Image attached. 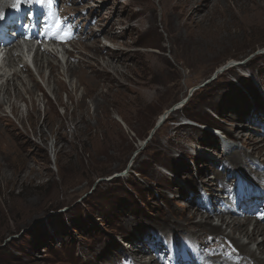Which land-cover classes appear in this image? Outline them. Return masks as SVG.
Masks as SVG:
<instances>
[{
	"label": "rangeland",
	"instance_id": "rangeland-1",
	"mask_svg": "<svg viewBox=\"0 0 264 264\" xmlns=\"http://www.w3.org/2000/svg\"><path fill=\"white\" fill-rule=\"evenodd\" d=\"M55 7L64 25L82 29L77 39H97V50L84 48L79 56L71 41L43 43L58 66L55 83H47L46 64L38 75L35 52L26 57L34 95L26 94L32 82L15 67L27 84L17 81L23 95L16 112L0 97V117L9 122L0 121V264H140L141 257L172 264L165 239H174L178 256L186 240L197 239L169 227L190 218L201 199L199 206L210 208L204 190L223 202L216 210L231 202L221 184L231 192L262 190V175L253 181L241 174L250 185L239 180L231 156L237 152L264 171V0H56ZM49 26L46 19L34 33L57 32ZM4 59L0 86L14 68ZM229 62L240 64L212 80ZM70 64L87 83L66 74ZM58 82L64 89L55 95ZM209 122L237 140L227 159H210L215 152L207 147L216 137L204 129ZM253 143L263 147L259 156ZM256 238L252 252L261 242Z\"/></svg>",
	"mask_w": 264,
	"mask_h": 264
},
{
	"label": "bare ground",
	"instance_id": "bare-ground-1",
	"mask_svg": "<svg viewBox=\"0 0 264 264\" xmlns=\"http://www.w3.org/2000/svg\"><path fill=\"white\" fill-rule=\"evenodd\" d=\"M55 1L56 0H44L42 4H37L35 0H30L31 2L30 4L21 3V4H25L24 11H28L29 13H31L30 17L28 18L29 14L27 16V12L23 11L24 12L23 18H26V19L28 18L27 20L24 19L23 22L26 20L25 25L31 26L27 29L25 28V25L23 24V22L20 20L21 10L15 11L13 9H10L9 13L8 14L6 13L4 15L3 20H0L1 26L9 27L10 30L20 29V31L17 34V38L14 39L18 41V43H15L16 41H14L13 43V41L11 40L13 38L4 39L6 34H8V33H5L6 29L3 28V30L0 31V35H1L0 46H3V49L0 50V65L2 63L1 60L6 58L4 59L6 60L5 61L6 67L14 66L13 69H9V71L11 72V77L5 79V81L1 83L0 97L3 103H5V100H6V103L9 104L11 111L14 113L17 110V105L15 101L21 100L22 95H23L21 90L18 87L22 85L21 88H25V86L27 85L23 80H21L20 73L16 70L15 67H19L21 69V73L26 74L27 78L32 82V85H33L32 88H25L26 94H28L29 96L34 95V92H35L34 89H38L37 84L33 81V78H32L33 76H31L27 72L26 57L28 58L31 54L34 55V53L36 52V55H34L33 60L37 68L38 75L42 76L43 74L42 70L44 68V65L46 64L48 68H50L49 75L46 78L47 83L50 84L51 82L53 83L55 81L54 80L55 72L58 69V66L54 65L51 62L52 55L49 53L51 51H49L50 49L48 47L46 48L43 47V43H46L47 41L48 42L46 44L47 46H55L57 44L56 42L60 44L59 40H62L61 35L67 33L68 36L67 37L65 36V39L68 42L71 41L69 44L71 47H75L73 49H78L76 51L79 56L83 55V50H85L86 48H94V49L97 48L96 47L97 39L93 41H89L87 40L88 37H85V38L83 37V38H78V39L76 38L77 35H80V36L85 35L82 29L78 30V29L69 28L64 24L59 30L57 29L56 21L58 18L56 14ZM13 2H16V0H0V15L5 12V6ZM39 13H42V15L45 16V19L43 22H41V19L40 20L38 19ZM46 19H47V23L51 25L49 27H52L54 29L56 28L57 32H55L54 34H50L49 32H45L44 29H42L40 31L36 30L37 32L34 33L35 26L37 25L38 27H43V24ZM35 21L36 22L38 21L36 25H35ZM40 22L41 24H39ZM91 37L92 36H89V38ZM39 39L40 40L48 39L49 41L43 40V41H39L40 42L39 44H35V41ZM26 41H31V43L29 42L28 44ZM81 41L83 42L82 44H85L84 46L82 45L83 47L80 46L81 44L78 45V42H81ZM27 44L30 45V47ZM37 45H41L42 47L37 46ZM44 49L48 51H44ZM24 51H26L28 54H25ZM69 58H71V55H69ZM77 60L79 61L80 58H78ZM232 63L234 62H229L227 63V65L232 64ZM86 66L89 68L90 64L86 63ZM230 67L231 66H228L226 69H224V66H222L218 70H216L214 75L218 76L219 74H222L224 71H226ZM77 72H78V68L71 66V64L66 67V74L72 75V74H76ZM77 74H79L81 78L83 77L82 84H84V82L86 81L84 80L83 74L81 72ZM2 77H4V75H2ZM87 77H86V80H87ZM17 81L20 83L19 86H18ZM90 81L91 80L89 79V82ZM57 84H58L57 89L54 90L55 95H59L58 91L64 89V86L61 83L58 82ZM11 89L14 91L13 94L11 93ZM73 90L74 91L77 90V85L74 87ZM12 95L14 97V100H12ZM42 95H45V93L42 92ZM3 103H1L2 105L0 104V110L3 106ZM182 103L183 101L181 102V104ZM181 104L180 103L176 104V105H179L178 108L177 107L176 108L179 109L182 105H184V104L182 105ZM169 113H170L169 110L165 111L158 118L156 124L161 122V125H162V122L167 118ZM0 121L9 123L6 120V118H4V116L0 117ZM11 128H13V126H11ZM260 145H264V143ZM251 146L253 147L252 154L254 153V155H257V156L262 154V153H259L262 151V148H263L262 146H261L262 148L261 147L258 148V145L255 143H253ZM236 155H237V152H233L231 156L233 164L231 166L235 168L234 170L237 172V174H239V176L237 175L239 180H242V182H245L244 184L250 185L246 183L249 180L243 178L241 174L248 176L253 181L257 180L258 178L260 179L258 175H262L264 177V174H261L264 171L260 172V170H257V171L254 170L253 167L246 165L247 163L245 164L243 162L244 159L242 160L241 157L238 158L236 157ZM255 176H258V178L257 177L254 178ZM216 179L217 181L222 182V178L216 177ZM208 184L211 185L210 182ZM257 184H260V187L262 188V190H256L254 187H251V186H245V187L242 186L243 188L233 190L232 192L226 186V184H221L220 188L222 190L228 191V196L231 198V202L230 204H228V206L227 205L226 207L224 206L222 210H216L213 205L218 204L222 206L221 204L223 202L218 199V195L211 193V198L208 199V203L210 204V208L208 210L205 207H203V205H201L202 207H200L199 205H196L193 208V212H191L192 214H189L190 216L192 215L190 218H188L186 221H183L182 224L178 222V224L169 227V229L172 228L173 230L180 232L184 237L186 236L187 238L194 237L197 239V243L199 244L200 249L202 251V260H201L202 264H264V222L260 221L261 217L262 216L264 217V209L262 210V213L259 211L256 214L255 212L256 211L255 208H257L258 206L261 207L264 204V181H261L260 183H257ZM257 193L260 194L261 196L260 198H257V196L255 195ZM235 195L239 196L240 198L239 202L236 200ZM244 195H249V197L243 198L242 196ZM238 209L241 210L242 212L241 214H243V216L241 217L237 216L240 214L237 212ZM195 216L199 217V219L198 220L195 219L196 221L193 222L192 219ZM214 217H217L219 224L212 225V219ZM253 218L255 219L254 222H252ZM249 226H251L250 229H249ZM226 229H228V232L226 231ZM256 237H261V242L257 244L256 250L252 252V249L249 248V245H250L249 243H252L255 240H257ZM240 238L241 239L246 238L247 242L241 241ZM189 240L190 239L186 240L185 243H189ZM165 245H166V242H165ZM168 245L170 246V249L168 251L173 253V250H172L173 244L171 242H167V246ZM197 256H200V255L197 254ZM138 262L140 264H158L155 259L147 260L146 257L145 258L141 257L140 260H138Z\"/></svg>",
	"mask_w": 264,
	"mask_h": 264
},
{
	"label": "clouds",
	"instance_id": "clouds-1",
	"mask_svg": "<svg viewBox=\"0 0 264 264\" xmlns=\"http://www.w3.org/2000/svg\"><path fill=\"white\" fill-rule=\"evenodd\" d=\"M17 2H18V0H16V2H13V3H11V4L6 5V6H5V12H4L3 14H1V15H4V14L7 12V10H8L9 8H11V6H14ZM23 13H24V12L21 11V15H22V17H24V16H23ZM3 27H4V26H3ZM4 29H5V28H4ZM8 30H9V32H7ZM19 31H20V29H15V30L12 29V30H10V28L7 27L6 33H8V34H13V32H19ZM17 34H18V33H17ZM17 34L15 35V38H13V39H16V38H17ZM6 35H7V34H6ZM8 37H9V36H8ZM0 39H1V38H0ZM4 39H10V38H6V37H4ZM1 49H3V46H0V50H1ZM204 129H205L207 132L212 133V135H213L214 137H216V141H215V140H212V141H213V145H209V146L207 147V148H210L211 146H213V148H210V149H212V150L215 152V156L210 157V159H211L212 161H216L217 159H221V161L224 160V159H227V155H229V154L232 152V151L229 152L231 142H233V143L235 144V143L237 142V140H236L235 138H232V137L226 136V135H225L226 132L223 131V130H220V128H217L216 125H213V126H211V125H207ZM215 132H218L220 135L217 136ZM221 133H224V134H221ZM222 139H225V140H227V142H228V146H229V148L227 149V151H223L222 149L219 150V149H217V148L215 147V145H217L218 143H220ZM207 145H208V144H207ZM233 149H234V148H233ZM206 152H208V151H206ZM206 191L209 192L208 190H206Z\"/></svg>",
	"mask_w": 264,
	"mask_h": 264
},
{
	"label": "snow or ice",
	"instance_id": "snow-or-ice-1",
	"mask_svg": "<svg viewBox=\"0 0 264 264\" xmlns=\"http://www.w3.org/2000/svg\"><path fill=\"white\" fill-rule=\"evenodd\" d=\"M29 2H30V0H18L16 7H17V9H19V6H20L21 3H29ZM35 2L37 4H42L44 2V0H35ZM0 20H3V16L2 15H0ZM64 23H66V22L65 21H61L58 18L57 21H56L57 29L59 30L63 26ZM29 27H31V26L30 25H25L26 29L29 28ZM65 36L67 37L68 34L66 33ZM62 42H67V40L65 38H62ZM261 218H264V217H261Z\"/></svg>",
	"mask_w": 264,
	"mask_h": 264
},
{
	"label": "water",
	"instance_id": "water-1",
	"mask_svg": "<svg viewBox=\"0 0 264 264\" xmlns=\"http://www.w3.org/2000/svg\"><path fill=\"white\" fill-rule=\"evenodd\" d=\"M261 53H264V50H262L261 51ZM237 64H240V63H232V64H229V65H225L224 66V69H226L228 66H231V67H233L234 65H237ZM216 78V76H214L213 78H212V80H214ZM211 80V81H212ZM210 82V81H209ZM208 83V82H207ZM207 83H205V85L207 84ZM204 87V85H202V86H199L198 88H203ZM197 88V89H198ZM192 91H194V90H191L190 91V93H192ZM182 104H184V102L182 103ZM175 109V108H174ZM173 109V110H174ZM172 110V111H173ZM171 110H169V112H170ZM163 120V119H162ZM160 125H161V122L160 123H157L156 125H155V127H154V129L152 130V132L150 133V135H149V137L145 140V144L149 141V139L152 137V135L154 134V132H155V130H157L159 127H160ZM145 144H143V145H145ZM124 174V173H123ZM115 177V176H114Z\"/></svg>",
	"mask_w": 264,
	"mask_h": 264
},
{
	"label": "trees",
	"instance_id": "trees-1",
	"mask_svg": "<svg viewBox=\"0 0 264 264\" xmlns=\"http://www.w3.org/2000/svg\"><path fill=\"white\" fill-rule=\"evenodd\" d=\"M184 106V105H183ZM182 106V107H183ZM182 107H180V108H182ZM213 118V117H212ZM207 125H211V126H213L214 124H211L210 122L209 123H207V124H205V126H207ZM0 244H1V242H0Z\"/></svg>",
	"mask_w": 264,
	"mask_h": 264
}]
</instances>
